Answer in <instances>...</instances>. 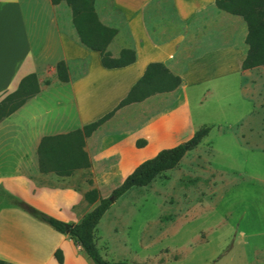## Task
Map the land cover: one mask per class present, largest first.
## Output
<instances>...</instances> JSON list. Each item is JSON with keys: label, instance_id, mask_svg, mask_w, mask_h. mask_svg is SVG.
I'll return each instance as SVG.
<instances>
[{"label": "rangeland", "instance_id": "rangeland-1", "mask_svg": "<svg viewBox=\"0 0 264 264\" xmlns=\"http://www.w3.org/2000/svg\"><path fill=\"white\" fill-rule=\"evenodd\" d=\"M178 28L171 24L163 37H175ZM109 45L115 57L124 42L116 36ZM72 68L75 73L77 67ZM88 70L89 77L74 94L69 85L56 80L55 72L42 70L43 86L45 79L50 84L11 118L21 125L20 137L10 126L0 144L22 147L26 158L33 160L39 134L71 131L110 111L128 71L103 68L96 59ZM260 85L254 105L243 102L233 89L206 96L200 103L194 93L189 97L191 123L181 131L166 113L175 96H154L121 108L86 139L89 168L68 177L42 173L38 181L80 194L95 188L103 198L122 182L121 171L142 161L140 155L147 151H139L173 146L186 141L193 128L192 134L208 126V134L174 168L147 186L131 188L111 204L100 220L95 244L103 259L127 264H264V83ZM7 94L0 95V101ZM243 104L250 113L236 128L242 108H247ZM28 128L34 133L29 134ZM236 131L245 144H239ZM137 139H144L145 145L137 148ZM2 149L0 154L8 152L5 145ZM29 163H25L27 174ZM213 184L217 185L212 188ZM0 203H12V195L1 190ZM85 203L80 210L87 208ZM81 253L88 261L81 264H94Z\"/></svg>", "mask_w": 264, "mask_h": 264}, {"label": "crops", "instance_id": "crops-1", "mask_svg": "<svg viewBox=\"0 0 264 264\" xmlns=\"http://www.w3.org/2000/svg\"><path fill=\"white\" fill-rule=\"evenodd\" d=\"M94 7L101 23L117 29L116 36L124 42L119 51L122 48L135 51L133 63L111 68L128 71L127 77L119 82L120 96L113 101L112 108L127 94L150 62L163 63L181 78V84L173 91L156 93L145 99L175 96L176 100L169 105L171 108L166 113L177 122L179 131L191 123L189 97L194 93H197L199 103L204 97H215L218 91L226 89H233L243 102L250 105H254L255 97H260L264 67H241L248 50L245 42L247 26L240 16L218 9L215 0H94ZM171 24L179 27L176 36L163 37ZM92 59L98 61L99 54L79 41L72 23L71 9L65 1L52 4L50 0H0V95L14 91L21 78L32 72L38 74L41 92L47 85L43 86L40 72L48 69L55 72L54 65L59 60H63L69 67V80L62 83L69 85L74 94L79 84L89 77L88 69ZM70 66L77 67L75 73ZM25 104L0 121V142L7 139L6 130L10 126L17 129V136L20 137V128L17 126L21 125L11 121V118ZM249 113L248 106L242 108L241 119L236 123V128ZM86 123L88 122L83 121L78 125L82 127ZM194 130L193 128L186 136L190 138ZM28 131L29 134L34 133L29 128ZM35 131H39V128ZM236 135L239 144H245L237 131ZM42 137V134L35 137V149ZM178 143H181L180 140ZM4 145L8 152L0 154V191L11 194L12 203H0V259L9 264L88 262L80 247L67 234L59 233L29 215L16 199L69 223L79 221L96 202L89 204L85 201L84 194L73 189L42 186L38 181L42 172L38 169L37 154L30 160L26 158L22 147L6 144L0 146V153L4 151ZM167 147H160L152 153L143 149L139 153H147L140 157L143 161ZM210 151L209 149L208 152ZM27 160L30 162L29 174L26 172ZM7 163L11 164L6 165ZM135 167L121 171V179L124 180ZM216 185L213 184L212 188ZM83 200L88 204L84 211L79 206ZM100 220L93 232L95 243ZM57 249L62 252V263H58L54 257ZM123 262L127 264L126 261Z\"/></svg>", "mask_w": 264, "mask_h": 264}, {"label": "trees", "instance_id": "trees-1", "mask_svg": "<svg viewBox=\"0 0 264 264\" xmlns=\"http://www.w3.org/2000/svg\"><path fill=\"white\" fill-rule=\"evenodd\" d=\"M61 1H65L71 9L72 23L79 41L88 49L98 52L100 63L104 68H120L135 61V51L131 48H122L115 57L111 55L107 47L116 36L117 29L100 22L94 0H50L52 4ZM215 5L220 10L240 16L247 26L245 42L248 50L241 67L243 69L264 67V0H215ZM54 69L58 81L69 80L68 68L63 60L57 61ZM43 83L49 85L50 80L45 79ZM180 84L181 78L173 74L163 63H148L127 94L110 111L80 128L65 133L44 135L36 149L39 171L68 177L77 170L89 168L90 159L85 150L87 137L111 118L118 109L141 102L156 93L173 91ZM40 89L36 73L32 72L22 77L17 88L0 101V121L38 94ZM209 131L210 127H202L186 141L160 149L154 156L140 162L106 197L99 198L95 188L87 190L84 193L85 201L96 204L76 223L55 218L20 199L16 201L35 219L59 233L67 234L94 264H126L123 261H107L101 257L93 239V232L99 220L111 204L131 188L147 186L158 174L174 168L185 153L196 147ZM144 145V139L135 141L137 148ZM88 182L92 181L89 179ZM54 257L58 263H62L60 249L55 250ZM0 264L9 263L0 259Z\"/></svg>", "mask_w": 264, "mask_h": 264}]
</instances>
